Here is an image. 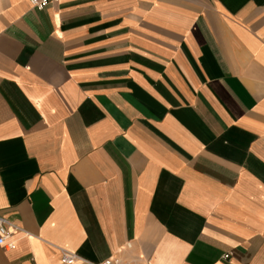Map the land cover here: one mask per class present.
Wrapping results in <instances>:
<instances>
[{
  "label": "crops",
  "instance_id": "obj_1",
  "mask_svg": "<svg viewBox=\"0 0 264 264\" xmlns=\"http://www.w3.org/2000/svg\"><path fill=\"white\" fill-rule=\"evenodd\" d=\"M0 212V264H264V0H0Z\"/></svg>",
  "mask_w": 264,
  "mask_h": 264
},
{
  "label": "built area",
  "instance_id": "obj_2",
  "mask_svg": "<svg viewBox=\"0 0 264 264\" xmlns=\"http://www.w3.org/2000/svg\"><path fill=\"white\" fill-rule=\"evenodd\" d=\"M55 0H29L30 4L37 9H42L50 2ZM20 230L19 224L11 217L0 212V244L6 248H11L14 245V234ZM61 262L63 264H73L79 258L75 251L67 248H60ZM224 256H228L225 253ZM91 264H137L133 261H124L118 257H107L102 260L91 262Z\"/></svg>",
  "mask_w": 264,
  "mask_h": 264
}]
</instances>
